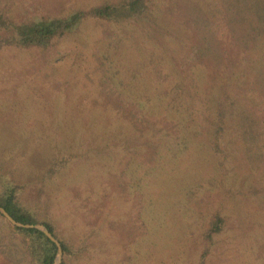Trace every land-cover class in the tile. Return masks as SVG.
Instances as JSON below:
<instances>
[{
    "label": "rangeland",
    "instance_id": "rangeland-1",
    "mask_svg": "<svg viewBox=\"0 0 264 264\" xmlns=\"http://www.w3.org/2000/svg\"><path fill=\"white\" fill-rule=\"evenodd\" d=\"M100 1L0 0V11L22 19ZM154 1L157 25L89 19L46 48L0 49V184L27 178L25 200L43 210L46 203L74 243L100 223L101 237L72 264H197L215 208L226 222L205 264H264V196L230 194L234 184L264 176V167L252 170L236 154L235 176L222 180L206 130V104L225 86L254 110L263 107L252 72L233 83L248 54L229 41L219 0ZM195 5L197 26L187 10ZM204 21L221 60L198 50ZM112 105L124 106L130 125L119 119L124 128L115 123L80 141L92 120L120 117L108 114ZM60 151L73 155L68 166L39 181ZM16 244L0 217V264H22Z\"/></svg>",
    "mask_w": 264,
    "mask_h": 264
},
{
    "label": "trees",
    "instance_id": "trees-1",
    "mask_svg": "<svg viewBox=\"0 0 264 264\" xmlns=\"http://www.w3.org/2000/svg\"><path fill=\"white\" fill-rule=\"evenodd\" d=\"M219 2L224 8V19L233 32L229 41L238 49L245 50L249 58L248 62L239 68L240 73L233 83L252 72L254 74L252 83L263 102V107L259 111L245 105L241 94L235 92L231 84L223 87L217 97L206 104V130H208L210 148L219 155L218 166L221 169L222 180H225L235 176V173L231 172V159L236 154L252 170L264 167V0H219ZM196 5L187 10L192 13L193 20L196 19L194 23L197 26L200 8ZM159 18L154 0H103L88 7L72 9L61 15L22 19L16 18L11 12L0 11V49L46 48L56 39L71 34L82 22L89 19L112 23L147 22L150 25H157L156 19ZM198 36V50H203L209 57L221 60L223 51L219 53L220 41L213 36L212 31L208 30L205 21L204 29L199 30ZM97 102L94 105L100 104L97 107H104L101 102ZM111 107L114 110L110 109L108 114L117 113L121 118L114 121L112 116L101 115L98 123L92 120L90 125H86L80 132V141L115 130L113 126L115 123L116 129L130 125L123 116L124 106ZM119 119L126 123L124 127L117 123ZM66 152L69 151H60L48 159L39 175L41 179L39 181L52 179L68 166L73 155ZM26 179L21 175L18 178L3 180L0 184V205L20 222L44 224L61 245L62 255L59 264L74 263L84 255L89 245L101 237L100 223L86 228L77 238L78 243H74L72 239L59 233L53 219L46 213L48 208L46 203L44 204L46 210H43L38 200L35 203L25 200L24 191L28 185ZM251 181L252 183L243 187L234 184L230 194L264 196V176L257 174ZM0 217L15 234L16 245L21 250L22 264H53L57 245L42 230L14 225L1 212ZM225 222L226 217L223 212L219 208L213 209L202 230L203 242L197 264L206 263V257L211 252L217 235L223 230Z\"/></svg>",
    "mask_w": 264,
    "mask_h": 264
},
{
    "label": "water",
    "instance_id": "water-1",
    "mask_svg": "<svg viewBox=\"0 0 264 264\" xmlns=\"http://www.w3.org/2000/svg\"><path fill=\"white\" fill-rule=\"evenodd\" d=\"M0 212L6 217V219L8 221H10L14 225H17V226H20V227H36V228L42 230L57 245V253H56V257H55V260H54L53 264H59L60 263V261H61V255H62L61 245H60L58 239L48 230V228L44 224H42V223L32 224V223H23V222H20V221L16 220L15 218H13L6 211V209L4 207H2L1 205H0Z\"/></svg>",
    "mask_w": 264,
    "mask_h": 264
}]
</instances>
